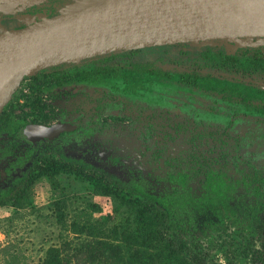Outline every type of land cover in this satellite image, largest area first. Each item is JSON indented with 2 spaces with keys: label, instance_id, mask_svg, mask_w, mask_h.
Masks as SVG:
<instances>
[{
  "label": "rangeland",
  "instance_id": "1",
  "mask_svg": "<svg viewBox=\"0 0 264 264\" xmlns=\"http://www.w3.org/2000/svg\"><path fill=\"white\" fill-rule=\"evenodd\" d=\"M45 1L0 0V13L19 12ZM24 19V15L0 17V34L21 27ZM186 42L198 49L214 43L233 49L240 44L262 43L264 36ZM177 43L181 42L139 46L136 58L151 57L164 48L176 52ZM35 74L16 82L8 100L15 123L0 133V195H11L6 201L0 196V264H43L54 247L61 249L68 264H125L110 250L102 258H91L77 248L103 239L117 244L121 254L128 256L122 238L112 230H122V213L127 212V205L122 206L124 190L128 198H145L136 192V170L160 186L176 184L168 179L169 173L190 170V155L196 153L212 157L215 168L225 171L229 180L239 181L231 194L234 206L261 202L259 213L264 221V192L257 194V187H262L258 177L264 175V125L240 120L225 133L224 125L194 115L181 103L173 102L158 113L144 102L103 98L102 89L84 84L45 88L36 83ZM26 122L76 125L29 145L15 137ZM189 128L196 134L211 129L221 136L209 145L198 137L199 147L191 153ZM47 161L59 162L62 167L48 173L44 171ZM94 179L110 192H100L102 187L94 185ZM25 186L23 193L16 191ZM181 192L188 204L202 195L197 179H188ZM13 197L20 205L13 203ZM202 218L204 214L199 220ZM211 220L213 225L198 226L195 231L204 245L209 241L215 244L206 248L212 256L209 264H251L244 248L249 244L259 247V241L246 242L235 225L224 228L216 217L211 216Z\"/></svg>",
  "mask_w": 264,
  "mask_h": 264
},
{
  "label": "trees",
  "instance_id": "2",
  "mask_svg": "<svg viewBox=\"0 0 264 264\" xmlns=\"http://www.w3.org/2000/svg\"><path fill=\"white\" fill-rule=\"evenodd\" d=\"M75 1L47 0L19 12L0 13V17L24 15L23 27L41 17L57 15L60 9ZM176 46L179 47L176 52L164 48L140 59L136 58L137 47L93 53L37 70L34 77L45 88L69 83L100 88L104 91L103 98L144 102L158 113L173 102L181 103L194 115L224 125L225 133L240 120L264 125V42L240 44L233 49L222 43L200 49L189 46L188 42ZM10 108L11 103L7 102L0 112V133L15 123ZM180 127L175 130L179 131ZM220 136L211 129L196 134L189 128V150L196 153L201 142H197L198 137L209 145L210 141L216 143L215 139ZM190 157V170L169 173L168 179L176 184L162 187L136 170L133 176L138 182L136 192L145 198H128V191L122 192V206L127 205V212L122 213V230L113 227L112 231L122 238L128 256L121 254L117 244H107L103 239L84 243L77 252L102 258L110 250L119 254L125 264H209L212 256L206 248L215 244L209 241L204 245L195 231L198 226L213 223L211 216H214L224 228L227 224L235 225L246 242H254L256 238L259 247L249 244L244 249L251 264H264V221L259 213L263 204L256 200L255 204L248 202L241 208L234 206L231 194L239 181L229 180L225 171L213 166L215 160L208 155L196 153ZM44 165L45 170L43 166L41 169L48 173L62 167L54 161ZM188 179H197L202 190V195L189 204L181 192ZM258 179L262 187H257V194L264 192V175ZM93 184L102 187L100 192H110L99 180L94 179ZM24 189L26 186L16 191L23 193ZM7 195H0L2 201L11 198ZM13 203L20 205V200L13 197ZM201 214L205 218L199 220ZM147 248H150L148 252ZM60 250L49 249L43 264H68Z\"/></svg>",
  "mask_w": 264,
  "mask_h": 264
},
{
  "label": "water",
  "instance_id": "3",
  "mask_svg": "<svg viewBox=\"0 0 264 264\" xmlns=\"http://www.w3.org/2000/svg\"><path fill=\"white\" fill-rule=\"evenodd\" d=\"M98 0H81L60 9L57 15L41 17L23 27L7 30L0 38L10 34L21 36L23 47L16 54L2 59L0 65V112L8 102L16 82L23 76L34 74L37 70L71 59L93 53L115 50L123 47H139L151 44L194 41L176 40L171 42L127 43L124 28H127V15L116 3L98 4ZM183 5H198L211 14L222 17H237L264 26V0H174ZM136 11V10H135ZM132 18L139 17L131 11ZM145 22L152 24L149 15ZM155 26V25H154ZM115 35L124 43L116 45ZM246 35H229L226 38ZM252 36H264L255 34ZM250 37V36H249ZM203 38V39H209ZM202 40V39H195ZM108 41V43H107ZM75 125L53 123L49 126L27 124L18 130V136L30 142L52 138Z\"/></svg>",
  "mask_w": 264,
  "mask_h": 264
},
{
  "label": "bare ground",
  "instance_id": "4",
  "mask_svg": "<svg viewBox=\"0 0 264 264\" xmlns=\"http://www.w3.org/2000/svg\"><path fill=\"white\" fill-rule=\"evenodd\" d=\"M96 3L110 6L116 3L125 11L127 28L123 30L127 43L171 42L229 35H264L262 24L242 21L235 16L222 17L219 13L211 14L202 6L183 5L174 0H98ZM131 11L137 12L139 17L132 18L129 15ZM146 15H149L153 25L145 22ZM114 41L116 45L124 43L118 35H115ZM22 47L21 36L10 34L7 38H0V65L3 58L16 54Z\"/></svg>",
  "mask_w": 264,
  "mask_h": 264
},
{
  "label": "flooded vegetation",
  "instance_id": "5",
  "mask_svg": "<svg viewBox=\"0 0 264 264\" xmlns=\"http://www.w3.org/2000/svg\"><path fill=\"white\" fill-rule=\"evenodd\" d=\"M27 124H40V123L26 122V123L20 125L19 128L17 129V131L15 132V137H16L17 139L22 140V141L26 142V143L29 144V145L34 144V143H37V142H40V141H42V140H44V139H50V138H43V139H41V140H39V141H36V142H30V141H28V140H26V139H24V138L19 137V136H18V130H19L21 127H23V126H25V125H27ZM71 125H76V124L73 123V124H71ZM74 127H75V126H74ZM74 127H72L71 129H73ZM71 129H69V130H71ZM66 131H68V130H66ZM66 131H63V132H66ZM61 134H63V133L61 132ZM114 160L119 161L120 158H118V157H114ZM122 163H124V160H122ZM131 168H132V167H131ZM29 179L31 180V178H29Z\"/></svg>",
  "mask_w": 264,
  "mask_h": 264
}]
</instances>
